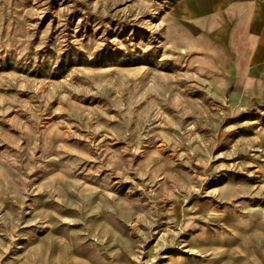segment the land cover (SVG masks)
Here are the masks:
<instances>
[{"label": "rangeland", "instance_id": "rangeland-1", "mask_svg": "<svg viewBox=\"0 0 264 264\" xmlns=\"http://www.w3.org/2000/svg\"><path fill=\"white\" fill-rule=\"evenodd\" d=\"M172 1L0 0V264H264V95Z\"/></svg>", "mask_w": 264, "mask_h": 264}, {"label": "crops", "instance_id": "crops-1", "mask_svg": "<svg viewBox=\"0 0 264 264\" xmlns=\"http://www.w3.org/2000/svg\"><path fill=\"white\" fill-rule=\"evenodd\" d=\"M166 40L203 59L238 98L264 95V0H173Z\"/></svg>", "mask_w": 264, "mask_h": 264}]
</instances>
